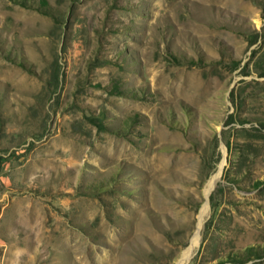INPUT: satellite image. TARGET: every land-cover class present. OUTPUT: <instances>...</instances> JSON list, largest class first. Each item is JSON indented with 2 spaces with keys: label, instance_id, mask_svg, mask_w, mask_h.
Here are the masks:
<instances>
[{
  "label": "rangeland",
  "instance_id": "1",
  "mask_svg": "<svg viewBox=\"0 0 264 264\" xmlns=\"http://www.w3.org/2000/svg\"><path fill=\"white\" fill-rule=\"evenodd\" d=\"M0 171L29 264H264V0H0Z\"/></svg>",
  "mask_w": 264,
  "mask_h": 264
},
{
  "label": "crops",
  "instance_id": "2",
  "mask_svg": "<svg viewBox=\"0 0 264 264\" xmlns=\"http://www.w3.org/2000/svg\"><path fill=\"white\" fill-rule=\"evenodd\" d=\"M9 184L0 171V264H29L37 239L33 234L24 235L22 229L24 221L30 218V211L27 210L29 215L25 219L19 214L17 203L13 201L15 197L8 196Z\"/></svg>",
  "mask_w": 264,
  "mask_h": 264
},
{
  "label": "bare ground",
  "instance_id": "3",
  "mask_svg": "<svg viewBox=\"0 0 264 264\" xmlns=\"http://www.w3.org/2000/svg\"><path fill=\"white\" fill-rule=\"evenodd\" d=\"M216 181H217V177L213 180H211L207 185H206V191H209L212 187H213V185L216 183ZM200 226V225H199ZM199 228V227H198ZM197 239V238H196ZM193 240H195V238H193ZM192 240V241H193ZM197 241V240H196ZM193 243H195V242H193ZM194 245V244H193ZM193 247V246H192ZM191 250V249H190ZM185 254H187V252L185 253H183L182 255H181V257H180V260L178 261V263L177 264H184V262H185ZM189 254V253H188ZM188 256V255H187ZM186 256V257H187Z\"/></svg>",
  "mask_w": 264,
  "mask_h": 264
}]
</instances>
